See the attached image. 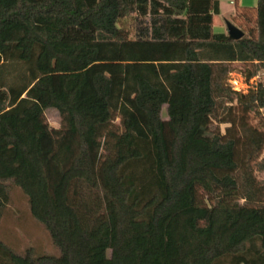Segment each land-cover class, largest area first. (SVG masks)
Returning a JSON list of instances; mask_svg holds the SVG:
<instances>
[{"label":"trees","instance_id":"16d2710c","mask_svg":"<svg viewBox=\"0 0 264 264\" xmlns=\"http://www.w3.org/2000/svg\"><path fill=\"white\" fill-rule=\"evenodd\" d=\"M219 12L0 0V217L20 187L60 250L0 238V264H264V80L226 84L264 71V0L236 4L238 40L214 31Z\"/></svg>","mask_w":264,"mask_h":264},{"label":"rangeland","instance_id":"374dc122","mask_svg":"<svg viewBox=\"0 0 264 264\" xmlns=\"http://www.w3.org/2000/svg\"><path fill=\"white\" fill-rule=\"evenodd\" d=\"M237 3L249 7L256 6V0H220L222 11L220 15L214 16L215 21L221 22L224 27L227 25V21L234 23L233 12L235 11ZM125 23L130 27L136 25L135 21L131 18L127 19ZM233 71L246 77L244 66L237 65ZM262 80H264V78H262ZM249 90L251 89L247 88L246 91H244L245 94L248 93ZM233 104L236 105L237 101L235 100ZM166 109L167 105L163 107V116L165 119L168 118ZM260 112L261 115L259 116L251 114V122L253 124L260 120H264V108H262ZM219 113L220 115L224 114L222 107L219 109ZM45 114L51 126L59 127L61 125V115L56 108L46 109ZM226 126L227 124H221V130L224 131ZM262 157H264V151ZM257 177L264 182V173H257ZM9 195V203L5 208L3 215L0 217V238L9 243L20 254H23L26 249L33 247L39 254L60 255V250L52 241L48 230L31 214L28 197L22 189L9 183Z\"/></svg>","mask_w":264,"mask_h":264},{"label":"built area","instance_id":"2783aa9c","mask_svg":"<svg viewBox=\"0 0 264 264\" xmlns=\"http://www.w3.org/2000/svg\"><path fill=\"white\" fill-rule=\"evenodd\" d=\"M264 78V71L258 72L254 77L247 79L240 73L232 71L228 75L227 85L234 91L241 93V91H246V89L255 88Z\"/></svg>","mask_w":264,"mask_h":264},{"label":"water","instance_id":"95a60500","mask_svg":"<svg viewBox=\"0 0 264 264\" xmlns=\"http://www.w3.org/2000/svg\"><path fill=\"white\" fill-rule=\"evenodd\" d=\"M227 31L228 36L231 40H238L244 36V31L240 29L236 24L232 23L231 21H227ZM241 95H245L244 91H241Z\"/></svg>","mask_w":264,"mask_h":264},{"label":"crops","instance_id":"0c3cea01","mask_svg":"<svg viewBox=\"0 0 264 264\" xmlns=\"http://www.w3.org/2000/svg\"><path fill=\"white\" fill-rule=\"evenodd\" d=\"M243 6H247V5H243ZM249 7V6H248ZM253 8V7H252ZM221 11H222V9H221V7H220V12H219V14H217V15H220L221 14ZM235 12V11H234ZM234 12H233V14H234ZM215 16V15H214ZM227 25L224 27L223 25H222V23L221 22H219V21H215V17L213 18V28H214V31L215 32H219V33H227L228 34V31H227Z\"/></svg>","mask_w":264,"mask_h":264}]
</instances>
